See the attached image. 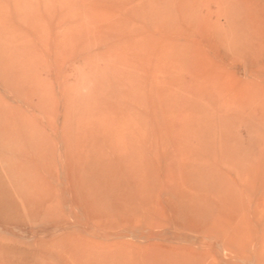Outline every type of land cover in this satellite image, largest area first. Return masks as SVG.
<instances>
[{"label": "rangeland", "instance_id": "374dc122", "mask_svg": "<svg viewBox=\"0 0 264 264\" xmlns=\"http://www.w3.org/2000/svg\"><path fill=\"white\" fill-rule=\"evenodd\" d=\"M0 264H264V0H0Z\"/></svg>", "mask_w": 264, "mask_h": 264}, {"label": "bare ground", "instance_id": "6f19581e", "mask_svg": "<svg viewBox=\"0 0 264 264\" xmlns=\"http://www.w3.org/2000/svg\"><path fill=\"white\" fill-rule=\"evenodd\" d=\"M243 54H244V53H243ZM8 169H10V168H8ZM3 170H4V169H3ZM11 170H12V169H11ZM21 180H22V179H21ZM15 182L17 183V181H15ZM16 183H15V184H16ZM15 184H14V185H15ZM16 185H18V184H16ZM2 188H3V187H2ZM4 189H5V188H4ZM5 192H6V191H5ZM4 194H5V193H4ZM1 197H2V196H1ZM2 204H3V203H2ZM6 254H7V253H6ZM26 256H27V255H26ZM15 257H16V256H15ZM24 257H25V255H24ZM26 258H27V257H26ZM28 260H29V259H28ZM28 263H30V262H28Z\"/></svg>", "mask_w": 264, "mask_h": 264}]
</instances>
